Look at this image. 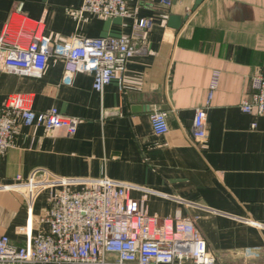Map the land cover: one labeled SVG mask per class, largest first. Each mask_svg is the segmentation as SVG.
Masks as SVG:
<instances>
[{"label": "crops", "instance_id": "obj_1", "mask_svg": "<svg viewBox=\"0 0 264 264\" xmlns=\"http://www.w3.org/2000/svg\"><path fill=\"white\" fill-rule=\"evenodd\" d=\"M149 0L140 18L153 22L148 54L132 58L122 81L102 93L87 74L65 79L64 65L51 59L41 79L0 72V106L22 96L36 112L57 108L80 119L66 136L44 128L20 129L15 147L0 158V181L12 186L47 170L69 179L107 178L146 199L160 218H190L217 264H264V118L246 114L253 78L264 72V0ZM82 0H0V36L5 26L42 22L53 45L75 39L121 38L131 32L123 18L79 16ZM183 19L179 30L169 19ZM215 72L220 84L207 111V143L191 144L196 110L207 105ZM168 115L169 134L153 133L150 115ZM49 192L30 213L21 194L0 190V236L17 246L32 220L33 234L47 230L38 220Z\"/></svg>", "mask_w": 264, "mask_h": 264}, {"label": "built area", "instance_id": "obj_2", "mask_svg": "<svg viewBox=\"0 0 264 264\" xmlns=\"http://www.w3.org/2000/svg\"><path fill=\"white\" fill-rule=\"evenodd\" d=\"M149 0H82L79 16L123 18L132 21L131 32L121 38L72 39L53 45L42 30L25 20L9 22L0 36V72L41 79L51 59L64 65L65 79L87 74L94 89L102 93L115 80L122 81L130 60L148 54L150 19L140 18ZM170 8V0H161ZM220 84L213 74L207 105L196 110L191 144L200 148L208 140L207 111ZM252 95L241 104L246 114L264 118V72L252 80ZM153 133L169 134L168 115L155 110L150 115ZM80 119L63 115L57 108L36 112L19 95L0 106V158L15 147L20 129L44 128L66 136L77 134ZM134 188L107 178L99 181L62 178L47 170H36L24 180L16 178L12 190L25 199L30 213L39 197L49 192L47 211L33 234L30 220L18 233L26 245L17 246L0 236V264H217L208 244L190 218H160L149 213L146 199L135 200Z\"/></svg>", "mask_w": 264, "mask_h": 264}, {"label": "water", "instance_id": "obj_3", "mask_svg": "<svg viewBox=\"0 0 264 264\" xmlns=\"http://www.w3.org/2000/svg\"><path fill=\"white\" fill-rule=\"evenodd\" d=\"M204 0H196V8H198ZM183 25V19L177 16H172L169 19V27L175 30H179Z\"/></svg>", "mask_w": 264, "mask_h": 264}]
</instances>
